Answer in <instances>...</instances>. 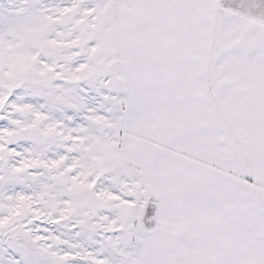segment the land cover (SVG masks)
<instances>
[{
  "label": "snow or ice",
  "instance_id": "obj_1",
  "mask_svg": "<svg viewBox=\"0 0 264 264\" xmlns=\"http://www.w3.org/2000/svg\"><path fill=\"white\" fill-rule=\"evenodd\" d=\"M0 264H264V0H0Z\"/></svg>",
  "mask_w": 264,
  "mask_h": 264
}]
</instances>
